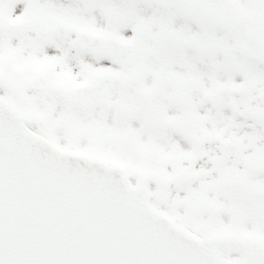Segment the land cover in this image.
Instances as JSON below:
<instances>
[{
  "label": "snow or ice",
  "instance_id": "obj_1",
  "mask_svg": "<svg viewBox=\"0 0 264 264\" xmlns=\"http://www.w3.org/2000/svg\"><path fill=\"white\" fill-rule=\"evenodd\" d=\"M0 264H264V0H0Z\"/></svg>",
  "mask_w": 264,
  "mask_h": 264
}]
</instances>
